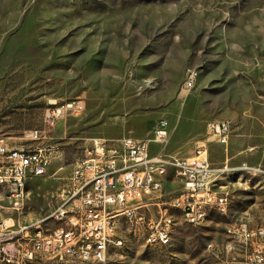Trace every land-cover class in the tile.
Returning <instances> with one entry per match:
<instances>
[{
  "label": "rangeland",
  "instance_id": "374dc122",
  "mask_svg": "<svg viewBox=\"0 0 264 264\" xmlns=\"http://www.w3.org/2000/svg\"><path fill=\"white\" fill-rule=\"evenodd\" d=\"M71 99L83 110L48 128L45 108ZM159 119L169 123L171 154L190 156L205 141L215 165L264 168V0H0V134L50 153L46 175L27 178L18 204L0 187V220L32 232L59 226L50 214L90 139L149 138ZM212 119L229 121L227 144L211 140ZM34 129L45 138L30 139ZM226 174L227 215L210 209L199 225L169 206L180 191L169 179L148 201L146 218L173 217L165 246L146 244L142 225L121 218L122 243L105 261L36 264H220L207 244L221 242L228 223L264 222V176Z\"/></svg>",
  "mask_w": 264,
  "mask_h": 264
},
{
  "label": "built area",
  "instance_id": "2783aa9c",
  "mask_svg": "<svg viewBox=\"0 0 264 264\" xmlns=\"http://www.w3.org/2000/svg\"><path fill=\"white\" fill-rule=\"evenodd\" d=\"M194 71L187 70V84L193 83ZM83 107L81 99L60 105L49 103L43 122L52 128L56 119L67 113L77 114ZM206 128L212 141L227 144L228 120H209ZM168 135V121L159 119L149 138L92 137L84 155L72 166L70 184L61 203L50 214L61 224L49 232H32V225L15 226L7 219L0 220V264H36L38 260L103 262L108 245L122 243L116 236L121 218L134 226L142 225L146 244L165 246L173 217L165 211L157 218H146L142 211L151 198L159 196L168 179L180 187L168 201L169 206L183 208L184 220L199 225L200 212L209 206L228 213L226 203L231 198L221 183L225 172L239 170L264 176L260 165L211 163L205 141L197 143L190 156L171 154L163 148ZM29 138H45V133L34 129L29 131ZM49 165V150L12 145L0 134V181L14 204L21 201L27 178L46 175ZM207 248L220 264H264V223L230 222L225 238L219 243L209 242Z\"/></svg>",
  "mask_w": 264,
  "mask_h": 264
},
{
  "label": "bare ground",
  "instance_id": "6f19581e",
  "mask_svg": "<svg viewBox=\"0 0 264 264\" xmlns=\"http://www.w3.org/2000/svg\"><path fill=\"white\" fill-rule=\"evenodd\" d=\"M195 78H196V71H194V80H195ZM229 171H232V170H229ZM228 171V172H229ZM228 172H225L224 173V175L222 176V180H223V177L225 176V174L226 173H228ZM0 187H2V188H6L5 187V184H3V183H1V181H0ZM229 203V200H228V202L226 203V211H227V204ZM173 208H180L181 210H182V212H183V208H181V207H173ZM210 209H217V210H219L221 213H225L224 211H222L221 209H219L217 206H209L208 208H206V209H204L203 211H201L200 212V222L201 223H203L204 221H206L207 220V218H208V216H209V210ZM170 242V239L169 240H167L166 241V243L165 244H168ZM147 244H149V245H157V244H161V243H147ZM111 245H108V250H109V247H110Z\"/></svg>",
  "mask_w": 264,
  "mask_h": 264
},
{
  "label": "crops",
  "instance_id": "0c3cea01",
  "mask_svg": "<svg viewBox=\"0 0 264 264\" xmlns=\"http://www.w3.org/2000/svg\"><path fill=\"white\" fill-rule=\"evenodd\" d=\"M227 175V174H226ZM224 177H226V176H224ZM223 177V178H224ZM221 183H222V185H224L225 186V188L228 190V185L226 184V183H223L222 181H221ZM229 191V190H228ZM239 220H245V221H247L250 225H254V224H252V223H250L248 220H246V219H239ZM262 223H264V222H262ZM258 224H260V223H258Z\"/></svg>",
  "mask_w": 264,
  "mask_h": 264
}]
</instances>
